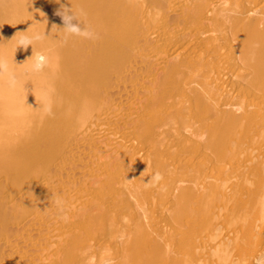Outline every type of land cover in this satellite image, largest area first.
<instances>
[{
  "label": "bare ground",
  "instance_id": "1",
  "mask_svg": "<svg viewBox=\"0 0 264 264\" xmlns=\"http://www.w3.org/2000/svg\"><path fill=\"white\" fill-rule=\"evenodd\" d=\"M0 264H264V0H0Z\"/></svg>",
  "mask_w": 264,
  "mask_h": 264
},
{
  "label": "clouds",
  "instance_id": "2",
  "mask_svg": "<svg viewBox=\"0 0 264 264\" xmlns=\"http://www.w3.org/2000/svg\"><path fill=\"white\" fill-rule=\"evenodd\" d=\"M43 60H44V57H38L39 62H42ZM39 62L37 63V66H36L37 68L41 66Z\"/></svg>",
  "mask_w": 264,
  "mask_h": 264
}]
</instances>
